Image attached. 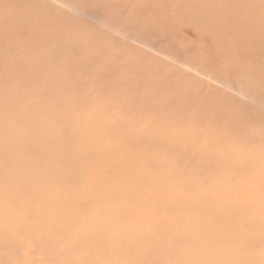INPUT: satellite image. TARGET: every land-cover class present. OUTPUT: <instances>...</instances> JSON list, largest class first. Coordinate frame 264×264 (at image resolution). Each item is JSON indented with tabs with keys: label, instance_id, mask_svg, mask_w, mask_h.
<instances>
[{
	"label": "rangeland",
	"instance_id": "374dc122",
	"mask_svg": "<svg viewBox=\"0 0 264 264\" xmlns=\"http://www.w3.org/2000/svg\"><path fill=\"white\" fill-rule=\"evenodd\" d=\"M188 2L200 10L202 0H0V264H187L204 255L175 247L198 234L217 260L264 264V164L251 163L264 154V52H232L221 38L232 28L176 16ZM253 3L199 13L223 22ZM247 20L236 27L262 26L264 13ZM170 168L181 176L163 179ZM209 217L233 227L203 226ZM174 221L180 230H161Z\"/></svg>",
	"mask_w": 264,
	"mask_h": 264
},
{
	"label": "bare ground",
	"instance_id": "6f19581e",
	"mask_svg": "<svg viewBox=\"0 0 264 264\" xmlns=\"http://www.w3.org/2000/svg\"><path fill=\"white\" fill-rule=\"evenodd\" d=\"M249 0H245V2H248ZM251 1H254V3L252 5H247V4H244L243 6H241L239 9L237 10H234V11H231L230 12V15H229V18L227 21H223V22H216V20H214L211 16L207 15V16H203L201 14H204V13H199L201 12V9L205 10V11H210L214 8V4H220V2H223V0H202V5L199 6V11H197V7L196 6H191V3H186L185 5H183L181 8H178L177 10L174 11V14L176 16H182L183 20L191 23L194 27H196L197 29L199 30H203V29H206L209 31H211L212 34H215L217 32H221V31H218V30H222V31H226L227 29H230L232 28V32L229 33V34H226V33H223L222 34V37L224 39V41L228 42L227 43V46L229 48L232 49V52H240L242 54H244L247 58L249 55H253V54H247V50L251 49V50H262L264 52V42H262V38L264 37V22H261L262 23V26L261 25H256V24H250V25H247V26H243L241 28H237L236 27V24L239 23L240 21L242 22V20H246L248 19L247 21H249L250 19L252 18H257L259 15L261 16L262 13H264V2L261 0V2L259 0H251ZM222 6V5H221ZM152 9V8H151ZM197 12V14L195 13ZM33 19H34V16H33ZM252 23V22H250ZM22 24V23H21ZM259 24V23H258ZM217 30V31H216ZM216 31V32H215ZM207 36V35H205ZM220 36V35H219ZM214 36L212 35L211 38H213ZM217 37V36H215ZM207 39V38H206ZM222 39V40H223ZM225 45V43H223ZM222 45V44H221ZM236 45V47L233 49L232 46ZM208 46V45H207ZM224 48V47H223ZM214 49V47H213ZM219 50V49H218ZM225 50V49H224ZM236 50V51H234ZM227 51L228 48H227ZM223 52V51H222ZM228 53V52H227ZM224 54V53H223ZM233 55V54H232ZM241 55V54H240ZM242 56V55H241ZM244 56V57H245ZM31 61L36 65L33 72L30 74V75H36V72L38 70V67H37V59L34 55L32 56H29ZM231 57V56H230ZM201 57H199L200 59ZM235 58V57H233ZM243 58V56H242ZM252 58V57H251ZM249 58V59H251ZM264 58V57H263ZM198 59V58H197ZM204 59V58H203ZM224 60V59H223ZM244 60V59H243ZM199 61V60H198ZM205 61V60H204ZM238 61V60H237ZM32 62H29L31 64V66H34V64ZM243 62V61H242ZM245 62V61H244ZM200 63V62H199ZM232 63V62H231ZM246 63V62H245ZM229 64V63H228ZM239 64V62H238ZM21 65H25L24 63L21 64ZM202 65V64H201ZM241 65V64H239ZM42 67L44 68H50L51 65L50 64H44ZM238 70V69H237ZM48 73H50V71H48ZM59 77V75H56ZM57 77V78H58ZM56 91H58V89H56ZM55 115L57 113H54ZM205 118H208L207 115L204 116V119ZM11 119H15V118H11ZM232 121H229L228 123L230 124ZM225 127V126H224ZM228 127V126H227ZM235 128V127H234ZM233 129V128H232ZM231 131V132H230ZM228 131V129H224V135H228L229 137H233L235 138L236 140H242V137H241V134L239 131L241 130H236L234 132H232V130ZM55 132V131H54ZM243 132V131H241ZM114 133V132H113ZM43 136V138L46 140L47 142V145L48 147L49 146H52L54 145V142L55 140L58 138L57 136H53V134L50 132V131H33V136H37V135H40ZM123 135V134H122ZM139 142V141H138ZM10 144V143H9ZM12 144L15 146L17 145V140L14 139V141H12ZM11 145V144H10ZM115 150V148H114ZM113 152V150H112ZM117 151L115 150V152L113 154H115ZM119 153V152H117ZM130 153V152H129ZM128 154V153H127ZM60 156L61 153H57V154H54L53 157H56V156ZM108 155V154H107ZM102 156V155H101ZM112 156V155H111ZM115 156V155H114ZM143 156V155H142ZM257 156V155H256ZM108 157V156H107ZM125 157V156H123ZM131 157H134L131 155ZM113 158V157H112ZM127 158V157H126ZM136 158V157H135ZM138 158V156H137ZM142 158V157H141ZM122 159L124 158H119L118 156L115 157V160L119 163L117 165H121L120 162L122 161ZM125 162H126V159H124ZM131 160V159H129ZM257 162H252V164L256 165V164H264V154H262L261 156H257ZM123 162V165L125 166L124 164V161ZM132 162V161H131ZM130 162V163H131ZM129 163V162H128ZM127 163V164H128ZM245 163V162H244ZM135 164V163H134ZM121 165V166H123ZM132 165V164H131ZM119 167V166H118ZM117 168V166H116ZM133 168V167H131ZM135 168V166H134ZM158 168L160 171H163L164 168L160 167L159 164H156L155 167H150V166H146V168L142 165V167L139 169L140 170V173H138L136 175V178H139L138 176H146L147 175V172L146 171H149L151 172V174L153 175V173H155V169ZM45 169V168H44ZM174 168H170L168 170L165 171V175H164V178L163 179H168L170 176H181L179 172L173 170ZM231 168H229L230 170ZM115 170V169H114ZM137 171V169H136ZM157 173V172H156ZM113 174V173H112ZM117 175V174H115ZM114 175V176H115ZM118 176V175H117ZM162 176V175H161ZM109 177V176H108ZM102 178V177H101ZM114 178V177H113ZM144 178V177H143ZM107 179V178H106ZM111 179V178H110ZM109 179V180H110ZM106 181V180H105ZM128 182V181H127ZM106 183V182H105ZM146 183V182H144ZM148 183V182H147ZM103 184V183H102ZM129 185V184H128ZM135 183L134 182H131V191L132 193L134 192L133 190H136L138 187H136V189H134ZM108 186V185H107ZM136 186V185H135ZM139 186V185H138ZM146 186V185H145ZM124 187V186H123ZM144 187V185L142 186ZM141 187V189H142ZM147 187V186H146ZM126 188V186L124 187ZM140 188V187H139ZM122 189V188H121ZM140 189V191H141ZM144 189V188H143ZM155 189V188H154ZM138 190H136V193H137ZM147 191V190H146ZM145 191V192H146ZM159 191V190H158ZM142 194V197H145V196H148L150 193H147L145 194ZM155 192V191H154ZM131 193V192H130ZM135 194V193H133ZM132 194V195H133ZM152 194V192H151ZM140 195V193H139ZM137 196H138V193H137ZM152 195H150L151 197ZM156 199V198H155ZM154 202V201H153ZM183 202V195H181V198L180 199H177L174 201V205L175 206H178L179 208H181V206L183 205L182 204ZM190 204L194 207V208H198L199 205L202 204V201L201 200H198V199H192L190 201ZM179 218V217H178ZM203 226H214L219 232L223 233L227 228H232L233 227V223L229 220V219H225L223 221H219L216 219V217H209V218H202L199 220ZM179 221H174L173 224H167L164 228H161V230H164V229H167V230H170V229H177V230H180L183 226L184 223H178ZM133 227L131 226V231H130V234L132 233L133 231ZM200 237L201 235L198 234V235H189L186 237V239L184 240V242L180 243L178 245V247H175L177 249V252L178 253H190V254H195V253H199L200 255H204V258H207V260H203L204 258H201L200 260H196V261H192L191 263H187V264H230V260L231 258L234 256L232 255H229L223 259H215V256L218 252V248L216 249V251L214 250H211L209 247L208 244L206 243H200ZM241 237H238L236 239H239ZM245 239H248V236L245 237ZM235 238L234 237H229L228 238V244L229 245H232L234 244V241ZM209 248V249H208ZM227 249H228V246H227ZM208 250H210V252L208 253V256L206 255V253L208 252ZM228 253V251H227ZM226 253V254H227ZM229 257V258H228Z\"/></svg>",
	"mask_w": 264,
	"mask_h": 264
}]
</instances>
